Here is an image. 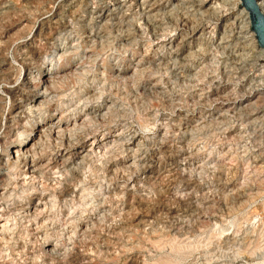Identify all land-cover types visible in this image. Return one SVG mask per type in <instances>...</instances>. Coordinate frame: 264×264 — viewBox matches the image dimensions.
Returning <instances> with one entry per match:
<instances>
[{"label": "rangeland", "instance_id": "obj_1", "mask_svg": "<svg viewBox=\"0 0 264 264\" xmlns=\"http://www.w3.org/2000/svg\"><path fill=\"white\" fill-rule=\"evenodd\" d=\"M142 1L95 23L122 0H0V264H264V53L244 8ZM27 75L50 109L11 117ZM51 113L67 125L33 160L59 167L24 176L7 155ZM85 133L103 144L78 155Z\"/></svg>", "mask_w": 264, "mask_h": 264}, {"label": "bare ground", "instance_id": "obj_2", "mask_svg": "<svg viewBox=\"0 0 264 264\" xmlns=\"http://www.w3.org/2000/svg\"><path fill=\"white\" fill-rule=\"evenodd\" d=\"M66 1V0H65ZM138 1L139 0H122V4H117V2H114V3H112L111 4V6H113V8H109L108 6H103V4H102V8H100V5L101 4H98V5H96V6H94V9L92 10V14H93V16H92V18H93V21L95 22V23H100L101 21H103V20H105V19H107V18H109V19H114V18H116V13H115V11H117V12H124L125 10V8H126V10L127 11H131V10H133L135 7H136V5H138L137 7H139L140 5L138 4ZM240 1V0H239ZM73 2V1H72ZM75 2V1H74ZM98 2V1H97ZM147 0H143L140 4H141V7L143 8V9H145V11H143V13L144 14H146V15H148L149 14V12H150V10H151V8H149V10H147ZM205 2V1H204ZM106 3V2H105ZM65 4V3H64ZM69 4V3H68ZM96 4V3H95ZM259 4H260V6H261V8H262V10H263V12H264V2H259ZM85 5H87V4H85ZM203 5V4H202ZM65 6H67L66 4H65ZM116 6V7H115ZM158 6H160V5H158ZM6 7V6H5ZM93 8V7H92ZM1 9H3V8H1ZM0 9V10H1ZM63 9H65V8H63ZM73 9V8H72ZM86 9V8H85ZM137 10H138V8H137ZM157 10V9H156ZM243 11V14L245 15V20H246V23L248 24V26L250 25V21H249V17H248V12L245 10V9H243L242 10ZM65 12V11H64ZM70 12V11H69ZM152 12V11H151ZM61 14V13H60ZM89 14V13H88ZM132 14V13H131ZM60 16V15H59ZM55 18V16L54 17H52V18H50V21H52L53 23H55V24H57L58 23V21H57V19H54ZM63 18V17H62ZM145 18H146V16H145ZM49 19V18H48ZM65 19V18H64ZM50 23V22H49ZM50 25V24H49ZM59 26V25H58ZM57 26V27H58ZM65 26V25H64ZM53 27V26H52ZM51 27V28H52ZM63 27V26H62ZM51 28H49V30L51 29ZM66 28V27H65ZM64 28V29H65ZM58 30H59V28H58ZM62 30H63V28H62ZM66 30H67V28H66ZM57 31V30H56ZM56 33V32H55ZM53 31H48V29H47V26H45V27H42L40 30H39V35L41 34L42 36H44V39L46 40V42H50V40H53L54 39V34H55ZM254 33V32H253ZM60 34V33H59ZM39 35H38V37H39ZM40 35V36H41ZM75 37V36H74ZM34 38V37H33ZM42 38V37H41ZM163 41V40H162ZM33 42V41H32ZM36 42V41H35ZM27 44V43H26ZM53 44V43H52ZM70 44V43H69ZM27 46V45H26ZM72 46V45H71ZM34 47V46H33ZM26 48V47H25ZM29 48V47H28ZM54 49H55V47H54ZM58 49L59 50H61V52H65V51H67L68 50V47L67 46H64V47H58ZM262 49V48H261ZM261 52L262 53H264V49H262L261 50ZM34 55V54H33ZM30 56V55H29ZM62 56V55H61ZM63 57V56H62ZM173 58V57H172ZM159 60V59H158ZM26 61V60H25ZM31 61V60H30ZM149 63V62H148ZM28 65V64H27ZM172 67V66H171ZM28 70V69H27ZM26 70V71H27ZM29 71V70H28ZM32 72V71H31ZM49 73V71H46V74H48ZM28 76V77H27ZM26 76V78L24 79L25 81V84H33L34 85V87H33V89H34V93H33V98H32V100H30V99H28V98H23V97H19L21 94H20V90H18L20 87H19V85H18V89L17 88H11L10 90H11V93L13 94V104H12V111H11V117H13V116H16L17 118L19 117V116H21L25 111H26V109L29 111V110H31L32 112H33V110H38V109H40L42 106H44V105H47V108H49V97H50V95H49V97H48V83H50V80H49V82H48V79L45 77V78H41V77H37L39 80L38 81H34L33 79H36V78H33V79H31V77L29 76V75H27ZM92 76V75H91ZM52 78V77H51ZM54 78V77H53ZM23 84V83H22ZM21 84V85H22ZM26 87H29V86H26ZM31 87V86H30ZM22 88V87H21ZM24 88V87H23ZM30 89V88H29ZM22 93V92H21ZM9 98V97H8ZM57 102V101H56ZM58 104V103H57ZM94 105V104H93ZM52 106V105H51ZM55 106V105H54ZM61 106V105H60ZM53 107V106H52ZM56 108V107H55ZM50 109V108H49ZM42 110V109H41ZM57 110V109H56ZM27 111V112H28ZM39 111V110H38ZM46 111V110H45ZM64 111V110H63ZM99 111V110H98ZM59 112V111H58ZM86 112V111H85ZM38 113V112H37ZM56 113V112H55ZM77 113V112H76ZM90 113V112H89ZM25 114V113H24ZM29 114V113H28ZM63 114V113H62ZM55 114L54 113H51L50 114V116L49 117H47V119H48V122L47 123H44L45 125H42L39 129H37V134H36V141L34 142V143H32V144H28V142H26V144H23L22 145V148H20V149H18V147L16 148V149H14V150H12L11 152H10V154H8L7 156L9 157V160H10V162H12V163H16V164H20V167H21V174L22 175H24V176H29V177H32V178H36V177H38L37 175L40 173V172H42L43 171V169H44V167H48L49 168V166H56V167H59V165H55L56 163H57V159H58V156L60 155V154H58V153H56V155L55 154H53V155H55L54 157H52V159H53V162H48V163H45V164H39L38 162H36V161H34L33 160V157H35V155H36V153H35V149L37 150V147L41 144V142H42V140H43V138H44V136L46 137V136H48V135H50V134H59L60 135V133H61V131L62 130H64L65 128H62L66 123H67V120L66 119H64V117L60 114V115H58L57 116V119L55 120V119H53V117L52 116H54ZM80 115H82V114H80ZM87 115V114H86ZM89 116V115H88ZM22 117H24V116H22ZM40 117V116H39ZM81 117V116H80ZM14 119V118H13ZM21 119V118H20ZM86 119V118H85ZM17 120V119H16ZM82 121V120H81ZM85 121V120H84ZM41 122V121H40ZM73 122V121H72ZM39 123V122H38ZM74 123H75V121H74ZM77 123V122H76ZM73 124V123H72ZM67 125V124H66ZM76 126V125H75ZM78 126H80V125H78ZM82 126V125H81ZM68 127V126H67ZM77 127V126H76ZM93 128V127H92ZM78 129V128H77ZM75 130V129H74ZM85 131V130H84ZM16 132V131H15ZM63 132H65V131H63ZM75 132V131H74ZM77 132V131H76ZM130 132V131H129ZM16 133H18V132H16ZM67 133V132H66ZM68 133H69V131H68ZM84 133V132H83ZM89 133V132H88ZM88 133H85V134H83L81 137H80V140H81V142H80V144L79 145H76L75 146V148L78 150L77 152H76V154H78V155H80L83 151H84V148H85V146L87 145V144H90V146L89 147H93L92 145L93 144H95V145H98L99 143L97 142V139H95V138H93V136L92 135H90V134H88ZM93 133V132H92ZM77 134V133H76ZM16 135V134H15ZM62 135H66V134H62ZM68 135V134H67ZM70 135V134H69ZM68 135V136H69ZM81 135V134H80ZM121 135V134H120ZM119 135V136H120ZM17 136V135H16ZM35 134L32 136V137H30V140H32V139H35ZM61 136V135H60ZM67 136V137H68ZM49 137V136H48ZM55 137V136H54ZM47 138V137H46ZM53 138V137H52ZM69 138H70V136H69ZM122 138V137H121ZM54 139V138H53ZM72 139H74V137L72 138ZM71 139V140H72ZM24 140V139H23ZM29 140V139H28ZM61 140H62V138H61ZM67 140H68V138H67ZM117 140V139H116ZM115 140V141H116ZM123 140V139H122ZM121 140V141H122ZM56 141V140H55ZM130 141V143H134L135 142V137L132 135V137H131V139L129 140ZM88 142H90V143H88ZM112 142V141H111ZM75 143H76V141H75ZM74 143V144H75ZM77 143H78V141H77ZM114 143V142H113ZM117 143H119V142H117ZM136 143V142H135ZM59 144H61V143H59ZM103 143H100L99 144V146H98V148H100L101 147V145H102ZM57 145V144H56ZM68 145V144H67ZM71 145H73L72 144V142H71V144L69 145L70 147H71ZM119 145V144H118ZM40 147H41V145H40ZM42 148V147H41ZM65 148V147H64ZM67 148V147H66ZM105 148V147H104ZM54 149V148H53ZM88 149V148H87ZM102 149V148H101ZM91 150V149H90ZM94 150V149H93ZM99 150V149H98ZM38 151V150H37ZM69 151V150H68ZM86 151V150H85ZM88 151V150H87ZM100 151V150H99ZM50 152H52V150L50 151ZM89 153H91V152H89ZM5 154V153H4ZM7 154V153H6ZM35 154V155H34ZM68 154V157L67 158H65V156H64V162H62L61 163V165H62V167L64 168V167H66V166H68L69 164H71V155H70V151H69V153H67ZM75 154V153H74ZM51 155V154H50ZM73 155V154H72ZM77 156V155H76ZM1 157V156H0ZM38 157V156H37ZM44 157V156H43ZM51 157V156H50ZM30 158H32V160L30 159ZM63 158V157H62ZM1 159V158H0ZM40 159V158H39ZM42 159V158H41ZM51 160V159H50ZM62 161H63V159H61ZM73 160H75V159H73ZM1 161H2V159H1ZM76 161V160H75ZM2 162H4V161H2ZM44 162V161H43ZM46 162V161H45ZM85 162V161H84ZM125 162V161H124ZM64 163V164H63ZM77 163V162H76ZM60 165V166H61ZM150 164H148V166H149ZM71 166V165H70ZM75 166V165H74ZM146 166V165H145ZM155 166V165H154ZM9 167V166H8ZM51 167V168H52ZM2 168V167H1ZM19 168V167H18ZM50 168V169H51ZM15 169H17V168H15ZM47 169V168H46ZM58 169V168H57ZM78 169V168H77ZM76 169V170H77ZM146 169V168H145ZM149 169H151V166H149L145 171H150ZM45 170V169H44ZM53 170V169H52ZM56 170V169H55ZM152 170V169H151ZM47 171V170H46ZM68 171V170H67ZM155 171V170H154ZM50 172V171H49ZM66 172V171H65ZM78 172V171H77ZM62 173H63V171H62ZM3 174V173H2ZM51 174H53V172L51 173ZM57 174V173H56ZM59 174V173H58ZM57 174V175H58ZM55 175V174H54ZM65 175V174H64ZM49 176V175H48ZM48 176H46L47 178H48ZM28 177V178H29ZM61 177V176H60ZM43 178H45V177H43ZM43 178H41V179H43ZM57 178V177H56ZM59 178V177H58ZM26 179V178H25ZM38 179H40V177L38 178ZM40 179V180H41ZM46 179V178H45ZM35 180V179H34ZM52 180V179H51ZM50 180V181H51ZM126 180V179H125ZM42 181V180H41ZM47 181V180H46ZM55 181V180H54ZM54 181H52V182H54ZM56 182V181H55ZM41 183V182H40ZM37 184V183H36ZM49 184V183H48ZM52 184V183H51ZM40 185V184H39ZM53 185V184H52ZM55 185H56V183H55ZM33 186V185H32ZM40 189V188H39ZM34 190V189H33ZM40 193V192H39ZM37 196V195H36ZM34 197V196H33ZM33 199V198H32ZM41 199V197H39L38 198V201ZM37 202V201H36ZM45 202V201H44ZM47 202V201H46ZM42 203V202H41ZM27 204V203H26ZM36 204V203H35ZM46 204V203H45ZM35 207H33L34 208V213H33V216L34 215H36V212L35 211H37V210H41V205L40 204H36V205H34ZM47 206V205H46ZM29 207V206H28ZM45 206L43 205V208H44ZM104 210V209H103ZM30 211V210H29ZM42 212V211H41ZM29 213V212H28ZM38 214H40V213H38ZM32 216V218H34ZM27 217H28V215H27ZM37 217V216H36ZM31 218V217H30ZM38 218V217H37ZM36 218V219H37ZM27 219V218H26ZM29 219V218H28ZM85 220V219H84ZM33 221V220H32ZM36 221V220H35ZM3 223V222H2ZM6 223V222H5ZM4 223V224H5ZM8 223V222H7ZM6 223V224H7ZM36 223H37V221H36ZM35 223V224H36ZM34 224V225H35ZM2 226V225H1ZM7 226V225H6ZM5 226V227H6ZM70 226V225H69ZM37 227V226H36ZM79 228V227H78ZM81 228V227H80ZM55 229V228H54ZM83 230V229H82ZM3 231V230H2ZM4 231H5V229H4ZM72 231V230H71ZM66 232V231H65ZM74 232V231H73ZM5 233V232H4ZM2 234V233H1ZM4 237V236H3ZM82 237V236H81ZM20 238V237H19ZM1 239V238H0ZM69 240V239H68ZM48 246V245H47ZM24 253V252H23ZM51 253V252H50ZM56 254V253H55ZM197 260V259H196ZM240 261V260H239ZM228 264V263H227ZM231 264V263H230ZM242 264V263H241Z\"/></svg>", "mask_w": 264, "mask_h": 264}, {"label": "water", "instance_id": "obj_3", "mask_svg": "<svg viewBox=\"0 0 264 264\" xmlns=\"http://www.w3.org/2000/svg\"><path fill=\"white\" fill-rule=\"evenodd\" d=\"M248 12L251 30L254 32L260 48L264 49V12L257 0H240Z\"/></svg>", "mask_w": 264, "mask_h": 264}, {"label": "built area", "instance_id": "obj_4", "mask_svg": "<svg viewBox=\"0 0 264 264\" xmlns=\"http://www.w3.org/2000/svg\"><path fill=\"white\" fill-rule=\"evenodd\" d=\"M251 28V27H250ZM254 34V33H253ZM254 37H255V34H254ZM255 39H256V37H255ZM257 41V40H256ZM258 44V43H257Z\"/></svg>", "mask_w": 264, "mask_h": 264}]
</instances>
